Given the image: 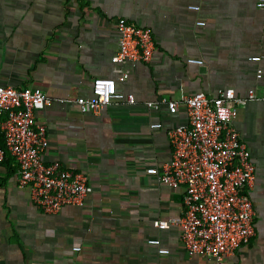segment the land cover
Listing matches in <instances>:
<instances>
[{"label": "crops", "instance_id": "1", "mask_svg": "<svg viewBox=\"0 0 264 264\" xmlns=\"http://www.w3.org/2000/svg\"><path fill=\"white\" fill-rule=\"evenodd\" d=\"M257 3L0 0V85L42 90L51 101L37 117L49 143L45 162L85 174L93 188L83 205L46 214L19 185L15 159L6 157L0 165V264H210L187 259L179 227L157 226L183 214L184 189L164 184L161 175L173 158L167 132L186 125L187 113L145 103L181 101L196 92L215 97L226 89L248 99L237 107L233 125L255 165L248 194L256 233L226 264H264V11ZM122 18L152 29L156 41L151 62L122 68L128 78L118 89L134 94L138 104L82 113L77 100L92 97L93 81L120 75L112 58ZM157 123L163 127L152 128ZM151 168L159 175L149 174Z\"/></svg>", "mask_w": 264, "mask_h": 264}, {"label": "built area", "instance_id": "2", "mask_svg": "<svg viewBox=\"0 0 264 264\" xmlns=\"http://www.w3.org/2000/svg\"><path fill=\"white\" fill-rule=\"evenodd\" d=\"M258 9L264 11V0H258ZM199 10L198 6H191ZM204 26L205 22L197 23ZM119 49L112 58L118 66L117 78H96L91 98H79L82 113L100 111L115 104L136 106L134 94L118 89L128 75L123 67L128 64L149 63L156 50L152 29L138 27L126 19L116 23ZM261 61L262 57H254ZM190 63L203 64L190 59ZM261 78V73L258 74ZM251 91L249 100H254ZM248 99L236 96L233 89L220 90L215 97L196 92L181 101L163 98L146 102L148 109L159 111L166 106L174 115L181 108L187 113L188 123L175 126L167 134L173 149V158L163 168L162 182L172 188L184 189L183 214L158 222L161 230L172 226L181 229L182 244L187 259L203 258L210 264H226L238 249L249 244L255 236L254 204L248 189L255 180V165L249 149L233 125L237 107ZM51 104L39 88L15 89L0 85V128L6 148L0 145V165L7 152L18 166V183L28 187L31 200L44 213L55 215L66 206H81L93 192L88 177L65 167L61 162L46 163L48 148L46 127L38 123V114ZM162 124L152 128L161 129ZM149 174L159 175L157 168ZM159 245V240H149ZM80 251V248H75ZM168 255L169 250L161 249Z\"/></svg>", "mask_w": 264, "mask_h": 264}, {"label": "trees", "instance_id": "3", "mask_svg": "<svg viewBox=\"0 0 264 264\" xmlns=\"http://www.w3.org/2000/svg\"><path fill=\"white\" fill-rule=\"evenodd\" d=\"M0 145L3 147V148H6V144H5V140H4V135L3 133L1 132V128H0ZM10 156L9 152H7V156L8 157Z\"/></svg>", "mask_w": 264, "mask_h": 264}]
</instances>
